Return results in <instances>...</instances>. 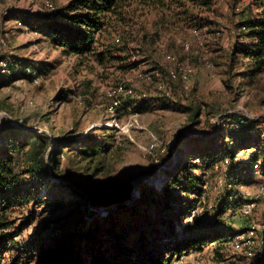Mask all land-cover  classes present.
Masks as SVG:
<instances>
[{
  "label": "rangeland",
  "instance_id": "1",
  "mask_svg": "<svg viewBox=\"0 0 264 264\" xmlns=\"http://www.w3.org/2000/svg\"><path fill=\"white\" fill-rule=\"evenodd\" d=\"M72 1L0 0V63L9 64V72L0 64V151L20 146L30 136L22 132L47 135L68 146L59 152L56 169L48 168L46 180L28 181H37L36 201L15 207L12 214L14 227L26 224L15 238L22 246L47 239L31 264H61L67 249L60 244L81 229L92 230L95 217L110 221L103 228L111 233L97 236V255L107 263L130 264L117 259L122 252L115 248L136 251L149 230H157L165 243V237L185 240L212 228L227 230L230 240L192 249L174 263L264 264V177L260 164L249 162L256 149H238L234 158L208 168L200 155L190 157L185 139L215 138L219 132L229 136L238 117L256 124L255 138L264 137V75L242 90L225 75L235 42L250 43L239 37L237 21L243 11L256 15L262 7L256 0H215L199 30L172 26L164 15L135 0L122 19H110L95 46L97 52L102 44L116 50L114 58L101 63L96 55H65L44 28L34 29L22 19L27 13L51 21L56 12L69 14ZM14 61H24L33 72L16 68L8 78ZM245 63L240 57L234 73L242 72ZM188 66L194 73L187 81L168 76V70L180 73ZM120 87L133 93L116 94ZM196 107L202 116L194 119L191 108ZM3 132L7 137L2 141ZM82 141L90 147L84 149ZM94 141L106 151L89 156L85 152H91ZM223 142L220 147L235 146L231 140ZM189 163L178 183L169 184ZM190 176L204 181L201 197L184 192ZM146 184L158 193L144 203L140 193ZM112 193L130 198L116 202L108 195ZM100 194L109 197H95ZM257 196L252 214L244 216V205ZM161 198H170L169 205L161 204ZM254 224L259 228L249 243ZM93 257L86 254L84 260L90 263Z\"/></svg>",
  "mask_w": 264,
  "mask_h": 264
},
{
  "label": "trees",
  "instance_id": "2",
  "mask_svg": "<svg viewBox=\"0 0 264 264\" xmlns=\"http://www.w3.org/2000/svg\"><path fill=\"white\" fill-rule=\"evenodd\" d=\"M134 1L135 0H73L72 4L67 8L69 14L61 11L56 12L54 19L51 21L46 19L42 22V19L39 17L31 18L27 13H24L25 18L22 19L28 24L32 23L34 29L41 30L44 28V30H42L43 33L47 35L56 46L64 47L63 52L65 55H75L81 58L88 55H96L101 63H105L109 61L110 58L115 57L113 56L116 52L114 46L111 44L108 46L102 44V50L100 52H97L95 46L99 43L100 37H102L101 35L107 31L110 19L114 16H118V18L122 19L124 11H126L127 7H130ZM139 1L150 9H154L164 15V17L171 21L173 24L172 26L186 27L187 25L202 30L205 28L207 22L204 15L214 11L215 0ZM256 4L260 8L262 7L260 12L253 15L250 11H243L242 18L236 23L239 30V37L244 38V40H249L250 43L244 44L243 42L236 41L227 56L229 62L227 63L225 75L230 78L231 83L233 82L237 90L245 89V87L248 86V81L250 85H254L258 77L264 75V0H256ZM209 24L212 25V23ZM240 57H243L247 63L242 66L244 69L242 72H237L235 74L234 71L236 70V65ZM11 63L13 64L11 65L12 75L8 76V78L16 75V68H25L26 72L30 69L32 70V67H28L27 63H24V61H14ZM35 71L38 73L37 70ZM172 71L173 70H168L167 72L172 80L182 79L180 73H178L179 71H174L177 77L173 78L171 74ZM156 75L159 74L156 73ZM191 110L194 111V119L202 116L200 107L191 108ZM235 119L238 127L237 129L232 127L229 136H221L219 132L215 138H210L209 135H200L196 138L190 136L187 138L185 137L188 141V145H191L190 157L192 155H200V160H203L205 167L210 168L212 164L225 157L232 156L234 158L238 149H256V153L249 162L252 165L253 163H259L261 168L260 175L264 177V137L261 136L259 139L254 137L253 134L256 124H253V121L244 120V118L241 117ZM196 123L197 122H193L191 127ZM20 134H28L30 136H27L20 146L13 147L9 145L4 152L0 151V264H31L35 252L46 245V237H38L28 244V246H22L15 238L22 235L26 224L21 227H14L15 225L11 218L15 211V207L28 206L33 201H36L37 189L35 185L37 181L30 183H28V181L36 179L40 181L46 180L48 168L51 170L56 169V160L59 157V152L68 147L64 142L52 141L47 135L37 136V134H33L32 132H22ZM181 136L183 137L180 133V137ZM6 137L7 135L3 132L1 140H5ZM224 139L231 140V142H233L231 145L235 146L230 150L225 146L220 147L219 145H222L221 142L225 141ZM73 143L76 144L78 141H74ZM79 143L84 144V149L90 147L89 144L84 141ZM224 143L225 142H223V144ZM101 150L106 151V147L98 141H94L93 147L90 149L91 152H85L84 150L83 152L90 156L93 152ZM19 165L24 167L23 170H17ZM188 167H190V163L186 167L181 168L179 174L175 176L177 180L175 182L171 180L169 184L178 183L179 179H181L179 177L183 172L187 171ZM203 167L201 166V168ZM24 175L26 176L24 177ZM203 184L204 181L201 178L190 176L187 178L186 187L183 189L184 192L189 195L201 197L203 192L199 190V186ZM157 193L158 189L155 187L147 188L146 184L140 194L142 201L147 203V197L154 196ZM105 195L106 194H100L95 197H103ZM108 195L116 202H122V200L128 196L127 194L122 197L121 194L117 195L116 193ZM165 199L166 200L161 198L160 203L164 204V206H168L170 198ZM226 204L227 206L231 205L230 203ZM59 207H61L60 204ZM179 215L180 214H178V216ZM93 223L92 230L88 231L81 229L66 238L60 244V248L67 249V255L61 264H111V262H104L101 255H97L99 252V248L97 247L99 240L97 236L111 233L109 228L104 232V226L109 224L110 221L103 223L95 217ZM149 233H151V236L147 239ZM228 234L229 232L227 230L215 231L211 228L202 232V234L200 233L198 236L185 240H179L173 236L165 237L166 242L163 243L161 234H158L157 230H149L144 233L141 238V243L139 244V249L136 251H130L127 248H123V246L116 247L115 249L122 252L117 259L125 263L176 264L174 263L175 260H180L183 256L189 255L192 249L200 251L211 242L222 243L229 241L230 238ZM143 248H145L148 253H142L141 250ZM86 254L94 256L90 263L84 260V255ZM115 260L116 256H113L112 261Z\"/></svg>",
  "mask_w": 264,
  "mask_h": 264
},
{
  "label": "built area",
  "instance_id": "3",
  "mask_svg": "<svg viewBox=\"0 0 264 264\" xmlns=\"http://www.w3.org/2000/svg\"><path fill=\"white\" fill-rule=\"evenodd\" d=\"M2 62L0 63L1 66H3L5 69H3L5 72H9V64L8 63H3V60H1ZM30 73H32L33 71H31V69L29 70ZM194 73V69L191 68V67H186L184 69L183 72H180V75H181V78L183 81H187L188 78L191 76V74ZM173 78H176L177 75L174 71L171 72ZM37 81V80H36ZM35 81V82H36ZM122 93H127V94H132L133 91L132 90H128L126 91L123 87H120L117 91H116V94H122ZM113 97V96H112ZM113 100H114V104L117 105V100L116 98L113 97ZM263 196H264V191L262 192ZM260 198V196H257L255 198V200L251 199V200H248V202L244 205L243 209H242V212H243V215L248 217L252 214L253 210L255 209V206H256V203L255 201H257L258 199ZM259 228V226L257 224H254L251 226L250 230L248 231V242L250 243L251 242V237H253V235L256 233L257 229Z\"/></svg>",
  "mask_w": 264,
  "mask_h": 264
},
{
  "label": "water",
  "instance_id": "4",
  "mask_svg": "<svg viewBox=\"0 0 264 264\" xmlns=\"http://www.w3.org/2000/svg\"><path fill=\"white\" fill-rule=\"evenodd\" d=\"M128 198H129V196L125 197L124 200H122V201H126Z\"/></svg>",
  "mask_w": 264,
  "mask_h": 264
}]
</instances>
